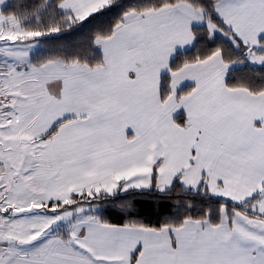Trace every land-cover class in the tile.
I'll use <instances>...</instances> for the list:
<instances>
[{"label": "snow or ice", "instance_id": "snow-or-ice-1", "mask_svg": "<svg viewBox=\"0 0 264 264\" xmlns=\"http://www.w3.org/2000/svg\"><path fill=\"white\" fill-rule=\"evenodd\" d=\"M0 264H264V0H0Z\"/></svg>", "mask_w": 264, "mask_h": 264}, {"label": "trees", "instance_id": "trees-1", "mask_svg": "<svg viewBox=\"0 0 264 264\" xmlns=\"http://www.w3.org/2000/svg\"><path fill=\"white\" fill-rule=\"evenodd\" d=\"M10 2L11 3H15L16 2V0H10ZM69 39H71V37H69ZM142 211L144 212V214L146 215V216H152L153 215V212H152V210L150 209V208H145V209H142Z\"/></svg>", "mask_w": 264, "mask_h": 264}]
</instances>
